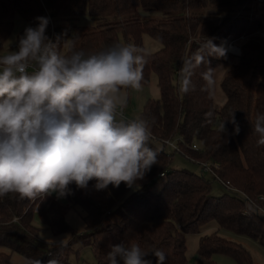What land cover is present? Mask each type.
Here are the masks:
<instances>
[{
    "label": "trees",
    "instance_id": "trees-1",
    "mask_svg": "<svg viewBox=\"0 0 264 264\" xmlns=\"http://www.w3.org/2000/svg\"><path fill=\"white\" fill-rule=\"evenodd\" d=\"M261 12L264 0H0V56H4L17 14L28 21L18 41L27 27L38 26L37 17H46V35L61 53L74 44L76 50L95 54L121 44V35L128 44L146 49V33L162 45L156 51L147 50L150 55L142 82L149 84L155 72L161 94L146 100L140 113L155 119L152 130L158 143L152 147L160 149L159 164L135 188L121 183L119 188L109 185L96 191L91 181L87 189L71 185L73 194L67 202L55 195L42 202L11 194L0 198V245L40 259L42 264L50 258L59 264H78L70 254L79 244V248L94 250L97 264H109L112 246L136 242L148 251L162 249L167 257L164 264H190L186 234L217 221V229L202 237L196 264H221L214 257L218 252L251 264L249 250L223 230L249 235L264 245V146H257L259 137L253 131L257 114H264ZM207 38L223 46L226 55L208 56L201 47ZM230 41L240 46L239 53L229 49ZM199 55H204V63L198 62ZM184 60L193 65L194 90L188 94L179 90ZM227 63L230 67L221 80L226 99L218 106L215 96L203 90L202 73L209 67L215 73ZM233 112L236 124L226 120V132L221 134L219 123ZM164 138H176L182 151H169ZM175 152L197 163L199 159L216 161L218 176L231 186L212 173L227 187L221 194L213 193L206 170L172 166ZM158 179L163 183L155 190ZM77 204L86 210V229L67 244L45 242L44 228L56 233L72 229L67 214ZM147 258L156 264L154 256ZM0 264L18 263L11 252L0 249Z\"/></svg>",
    "mask_w": 264,
    "mask_h": 264
},
{
    "label": "clouds",
    "instance_id": "clouds-1",
    "mask_svg": "<svg viewBox=\"0 0 264 264\" xmlns=\"http://www.w3.org/2000/svg\"><path fill=\"white\" fill-rule=\"evenodd\" d=\"M38 26L27 27L18 49L0 56V198L16 195L29 201H44L55 195H72L71 185L96 191L111 185L138 187L153 165L159 164L160 149L153 134L154 118H126L131 91H142L147 49L116 44L88 55L74 44L65 53L46 35V17ZM208 56L226 55L223 46L206 39L201 46ZM204 55L198 62L204 63ZM29 68L33 71L29 72ZM193 65L184 60L179 90H194ZM203 90L214 95L216 78L209 67L202 73ZM236 124L234 112L225 121ZM253 131L257 146H264V114H257ZM235 133H239L236 125ZM251 210H255L254 208ZM164 264L162 249L151 251L131 242L114 245L109 264ZM26 264H42L27 259ZM47 264H59L50 258Z\"/></svg>",
    "mask_w": 264,
    "mask_h": 264
},
{
    "label": "rangeland",
    "instance_id": "rangeland-1",
    "mask_svg": "<svg viewBox=\"0 0 264 264\" xmlns=\"http://www.w3.org/2000/svg\"><path fill=\"white\" fill-rule=\"evenodd\" d=\"M262 16L264 14L261 12ZM27 19L21 14H17L15 16V24L14 29L12 31L11 36L8 38L5 50L3 55H7L12 51L18 49V35L19 33L28 25ZM144 43L146 49L148 51H156L162 45L159 41H157L152 35L146 33L144 35ZM121 44H128L124 37L121 35ZM235 60V59H234ZM230 67V63L221 65L216 68L215 78H216V88L214 92L216 104L221 106L225 99L226 94L222 88L221 80L224 74ZM161 94L160 87L158 84V76L154 72L151 76V80L149 84H143L142 91L136 92L131 91L129 94V102L126 108V112L128 117L134 118L137 115H140L141 110L144 106V103L149 98L159 97ZM220 124V123H219ZM169 151L174 152V148H169ZM173 167H188L190 169L196 170L198 172H202L203 166L200 163L194 162L193 160L187 158L180 152H175L174 158L172 160ZM205 175L212 181V191L215 194H221L227 190V187L221 183L220 180L215 179L214 175L209 171H204ZM163 179H158L154 183V189L159 190L162 186ZM64 202H67V197L61 199ZM86 214V210L80 204L74 205L70 208L67 214V220L70 223L72 229L66 232L56 233L50 228H44L41 232L42 239L50 245L56 244H67L72 241L78 232H82L86 229V222L84 216ZM40 219H37V223H40ZM218 223L217 221H212L208 226H204L202 231L199 232H189L186 234V240L188 244L187 255L190 261V264H196L199 259V247L202 240V237L212 231L217 229ZM224 234L234 239L240 243H242L252 255V263L251 264H264V245L261 244L258 240L250 237L246 234H240L233 232L231 230H223ZM79 244L75 245V249L71 252L70 258L72 261L78 264H97V258L94 250L89 246H83L79 248ZM0 249L6 250L12 253V259L18 264H26V260L30 259L26 255L11 250L10 247L1 246ZM215 259L221 264H248V263H240L232 254L225 252H218L214 255Z\"/></svg>",
    "mask_w": 264,
    "mask_h": 264
},
{
    "label": "built area",
    "instance_id": "built-area-1",
    "mask_svg": "<svg viewBox=\"0 0 264 264\" xmlns=\"http://www.w3.org/2000/svg\"><path fill=\"white\" fill-rule=\"evenodd\" d=\"M201 49V48H200ZM229 49L233 52H236V53H239L240 52V46L238 44H236L234 41H230L229 42ZM28 71H33L32 68H29ZM125 116L126 118H129L131 119L130 117H128L127 115V112H126V109H125ZM163 142L169 146L170 148H174L178 151H182L181 149V145L179 144L178 140L176 138H164L163 139ZM194 148H199L197 144H194L193 146ZM200 162V164L203 166V169L206 170V171H209L213 174H215L218 178H220L217 174V167H219V163H217L216 161L214 160H211V159H199L198 160ZM161 175H164L165 174V171H162L160 173ZM221 179V178H220ZM222 180V179H221ZM224 181V180H222ZM224 183L228 186H231L230 184V181H224Z\"/></svg>",
    "mask_w": 264,
    "mask_h": 264
},
{
    "label": "crops",
    "instance_id": "crops-1",
    "mask_svg": "<svg viewBox=\"0 0 264 264\" xmlns=\"http://www.w3.org/2000/svg\"><path fill=\"white\" fill-rule=\"evenodd\" d=\"M129 102V101H128Z\"/></svg>",
    "mask_w": 264,
    "mask_h": 264
}]
</instances>
